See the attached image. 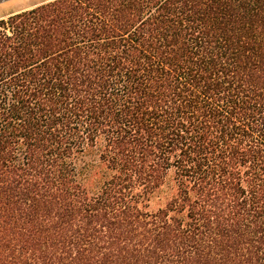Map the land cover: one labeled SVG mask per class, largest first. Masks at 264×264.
I'll return each mask as SVG.
<instances>
[{
    "label": "trees",
    "instance_id": "1",
    "mask_svg": "<svg viewBox=\"0 0 264 264\" xmlns=\"http://www.w3.org/2000/svg\"><path fill=\"white\" fill-rule=\"evenodd\" d=\"M0 264H264V0L0 20Z\"/></svg>",
    "mask_w": 264,
    "mask_h": 264
},
{
    "label": "rangeland",
    "instance_id": "2",
    "mask_svg": "<svg viewBox=\"0 0 264 264\" xmlns=\"http://www.w3.org/2000/svg\"><path fill=\"white\" fill-rule=\"evenodd\" d=\"M47 1L50 0H3L2 2H0V16L4 13L11 12L13 10L18 11L29 9Z\"/></svg>",
    "mask_w": 264,
    "mask_h": 264
},
{
    "label": "crops",
    "instance_id": "3",
    "mask_svg": "<svg viewBox=\"0 0 264 264\" xmlns=\"http://www.w3.org/2000/svg\"><path fill=\"white\" fill-rule=\"evenodd\" d=\"M24 10H26V9H24ZM19 11H22V10H18V11L13 10V11H11V12L4 13V14H2V15L0 16V19H2V18H7L8 16H10V15L16 13V12H19Z\"/></svg>",
    "mask_w": 264,
    "mask_h": 264
},
{
    "label": "water",
    "instance_id": "4",
    "mask_svg": "<svg viewBox=\"0 0 264 264\" xmlns=\"http://www.w3.org/2000/svg\"><path fill=\"white\" fill-rule=\"evenodd\" d=\"M3 0H0V2H2Z\"/></svg>",
    "mask_w": 264,
    "mask_h": 264
}]
</instances>
